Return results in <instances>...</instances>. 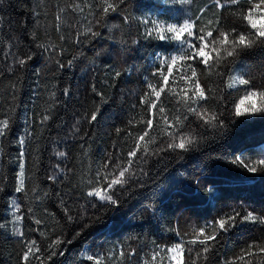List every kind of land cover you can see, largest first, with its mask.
<instances>
[{"label":"trees","instance_id":"16d2710c","mask_svg":"<svg viewBox=\"0 0 264 264\" xmlns=\"http://www.w3.org/2000/svg\"><path fill=\"white\" fill-rule=\"evenodd\" d=\"M77 5L83 11L74 10ZM103 7L102 0L0 4V119L10 120L7 135L0 137V264H25V242L33 240L40 250L29 255L27 264H41L38 257L44 258L43 264H94L89 255L103 257L101 264H170L168 248L191 240L194 227H204L233 209L264 216V173H249L231 163L234 156L246 162L264 159V118H251L240 129L228 126L231 104L223 109L225 129L200 127L202 121L188 114L180 131L193 136L195 146L187 152L156 153L169 138L154 122L149 135L155 136V143L148 144L147 154L138 152L132 158L136 176L115 194L118 205L87 195L98 172L106 171L105 163L111 161V170L127 162L133 138L146 127L141 118H148L147 104L140 98L149 91V82L159 87L153 75L157 67L167 71L156 57L179 54L175 42L145 37L140 21L179 23L191 18L199 29L217 16L225 28L234 20L228 9L217 11L216 0H124L106 16ZM247 7L245 0L232 6ZM28 55L32 60L21 68L17 58ZM181 64L173 67V76L185 71ZM218 70L247 74L254 84H264V48L242 54L231 69ZM197 73L206 93L225 88L215 71L198 65ZM181 84L177 79L172 85L169 78L176 91ZM233 91L222 94L227 98ZM166 97L167 89L161 100ZM175 100L171 96L165 104L170 119L180 107ZM209 109L220 111L214 101ZM235 119L239 124L240 118ZM21 165L23 190L17 191ZM57 239L62 243L47 259ZM217 241L211 242L215 246L207 259L197 264H264V252L255 247L252 255L237 258L250 243L264 246V225L237 224ZM183 247L184 264H191L192 246ZM159 249L164 251L152 261Z\"/></svg>","mask_w":264,"mask_h":264},{"label":"snow or ice","instance_id":"6c2138e0","mask_svg":"<svg viewBox=\"0 0 264 264\" xmlns=\"http://www.w3.org/2000/svg\"><path fill=\"white\" fill-rule=\"evenodd\" d=\"M240 2L241 0H224L222 3L221 0H216L218 12L228 9L230 15L234 17V20L228 22L231 26L227 28L221 25L219 16L216 17L215 21L209 20L207 24L199 29H196V21L191 18L184 19L179 23H170L151 18H145L140 21L145 26V37L162 42H175L174 49L179 54L169 56L158 55L156 57L161 65L167 66V71L164 68L157 67L153 75L158 77L159 87L149 82L147 84L149 91L145 92L140 98L141 104H147L148 118L146 121L143 120V117L141 118L146 127L142 133L137 134L133 138L136 141L135 146L127 153L129 159L123 166L118 162L113 169L109 170L108 163H111V161L103 165L106 171L103 174L98 172L95 185L92 190L88 191V196L95 197L104 204L118 205V198H116L115 194L123 190L124 186L129 184L136 176V173L132 169V158H136L138 152L147 154L148 144L155 143V136L149 135L153 129L154 122L155 126L169 138L163 147L156 149V153L162 151L175 152L177 149L187 152L195 146L194 137L180 131L184 121L188 120V114H192L196 120L202 121V124L198 125L200 127L209 126L220 129L226 128L223 109L229 104H231V109L228 116L231 119H227L228 126L236 125L240 129L245 127L246 122L251 118L257 116L264 118V84H254L253 77L247 74L234 75L231 71L225 73L218 70L221 68L231 69L240 60L242 54L250 52L254 48H264V0H245V3L249 7L245 9L232 8L233 5L240 4ZM2 3L3 0H0V4ZM102 3L104 5L102 13L106 16L110 11L115 12L119 4L124 3V0H102ZM76 9L83 11V8H80L78 5L74 7V10ZM203 11L202 9L201 15ZM60 19L61 17L58 15L57 20ZM125 19L127 20V17ZM197 19H200V16ZM92 34L96 35V33ZM165 51L171 52L172 49H165ZM30 60H32V56L28 55L26 58H17L16 63L23 68ZM178 61L182 62L181 67L185 71H178L177 75L173 76L172 69ZM198 65H203L206 71H215L218 77L225 80V88L220 89L218 93H212V90L209 89L206 93L198 78ZM115 75L118 77L120 73L116 72ZM246 76L247 78H245ZM170 77H172V85H176L177 79L182 82L179 86V91H176L175 87L169 85ZM166 89L168 97L162 101L161 94ZM225 89H233L234 91L229 92L226 98L222 94ZM171 96L176 97L175 103L180 107L177 108L170 119L166 113L165 104ZM213 101L219 105L220 111L209 109V105ZM181 109H183L182 113ZM235 118H240L239 124H237ZM44 119L47 120L48 117L45 116ZM95 119L96 114L93 113L91 120ZM9 127L10 120L8 118L0 119V137L7 135ZM146 137L148 138L147 140L145 139ZM19 143L23 145L24 140H19ZM141 144H143V148ZM60 155L64 156L65 154L60 153ZM231 163L249 173H257L258 170L264 173V159L246 162L242 156H234ZM20 176L21 186L16 189L17 191L23 190L22 165ZM205 190L210 191L211 189ZM65 211L67 213V210ZM68 219L71 220L72 217L68 216ZM36 223L39 224L40 221H36ZM245 223L264 225V216H256L248 211L244 215H241L239 211L233 209L230 213H225L223 216L207 223L204 227L199 229L194 227V235L191 240L186 242L181 240L179 243L168 248L167 251L171 253L170 261H175L176 264H184V243L192 246L188 249L191 264H197V260L200 258L206 260V253L215 246L211 242L217 241V236L220 233L226 235L229 231L236 228L237 224L243 225ZM88 226L90 225L85 224L83 227ZM0 227H3V225H0ZM20 235H22V232ZM67 242L71 243V240ZM60 243L62 241L57 239L50 245L47 259H51L52 256L56 255V245ZM197 244L202 247L195 248ZM25 246L27 251L22 256V260L27 264L29 255L39 252L40 249L34 240L26 241ZM253 247L258 252H264V246L253 242L246 249H242L241 254L237 258L243 259L245 255H252ZM161 251H164V249H159L152 254V261L156 260ZM134 254V252L130 253V255ZM119 255L123 257V251ZM38 259L43 264L44 258L38 257ZM87 259L94 261V264H101L103 257L89 255ZM143 264H149V261L145 260ZM225 264H235V260L225 261ZM248 264H251V262L249 261Z\"/></svg>","mask_w":264,"mask_h":264},{"label":"rangeland","instance_id":"374dc122","mask_svg":"<svg viewBox=\"0 0 264 264\" xmlns=\"http://www.w3.org/2000/svg\"><path fill=\"white\" fill-rule=\"evenodd\" d=\"M170 256H171V253H170ZM170 264H176L175 261H170Z\"/></svg>","mask_w":264,"mask_h":264}]
</instances>
